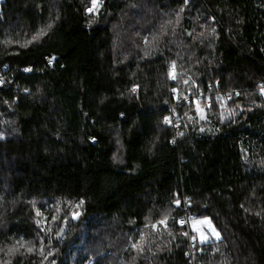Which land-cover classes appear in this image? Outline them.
I'll return each instance as SVG.
<instances>
[{
    "label": "trees",
    "instance_id": "1",
    "mask_svg": "<svg viewBox=\"0 0 264 264\" xmlns=\"http://www.w3.org/2000/svg\"><path fill=\"white\" fill-rule=\"evenodd\" d=\"M100 1L0 0V264H42L22 244L60 202L81 215L61 211L44 264H264V0ZM144 17L158 45L118 53L112 24ZM170 63L204 116L192 96L178 103ZM210 87L233 117L218 118ZM185 213L220 234L192 258Z\"/></svg>",
    "mask_w": 264,
    "mask_h": 264
},
{
    "label": "rangeland",
    "instance_id": "2",
    "mask_svg": "<svg viewBox=\"0 0 264 264\" xmlns=\"http://www.w3.org/2000/svg\"><path fill=\"white\" fill-rule=\"evenodd\" d=\"M143 0H140V2H142ZM100 5H101V1H100ZM92 7V4H91ZM90 7V8H91ZM141 11L144 12L146 14L145 17H151V11H152V16L154 17H188L185 14V11H189V7H186L185 9L183 7H181L180 9H177L174 12H163L160 9H157V7H153V9H149L147 6L145 5H141ZM87 13H90L87 11ZM188 13V12H187ZM140 18V20H138V22H134L131 20H128L127 18L122 19L120 18V20L116 21L115 23L112 24V28H113V32L115 35V45H116V51L118 50V53L120 52V50H122V46L124 45H133L136 46L138 44V42L142 39V42L147 41V45L145 44L144 49H148L150 46H154V45H158V41H153V39L150 38L151 35H153V33L155 32V28L148 29L150 31L147 30V32L145 33L142 29L143 27H147L148 23H145V19L146 18ZM163 21V20H162ZM159 21H157L158 23ZM162 22H159V25H161ZM158 25V26H159ZM164 25V24H163ZM198 26V24H197ZM200 28H202L200 25L198 26ZM150 38V39H149ZM153 42V43H152ZM167 79L170 81H179L181 84V88H178L175 90V94H179V89L183 92V96L179 98V102L181 103L183 102V100L188 103V97H193V100L191 102L192 105H194V107L196 108L198 114H202V116H204L205 113V109L204 107H202L200 105V103H198V99H196L194 93L197 90L198 86L196 83H194L193 78L191 76H188L186 74H183L181 72H178L174 63H170L168 66V73H167ZM217 83L214 84V86H216ZM186 90V91H185ZM185 91V92H184ZM210 91H212V98L214 99L215 102H218L219 106H218V118L221 121H224L225 119H229L231 117H233L232 114V108L229 107V103L228 102H222L220 101V97L224 96L220 93H217L216 91H213V89L210 87L209 88V93ZM208 93V92H207ZM194 95V96H193ZM205 104L209 105V99L207 100V102H205ZM167 119H169V117H167ZM177 201H175L173 203V206L177 207ZM64 208L68 209V213L70 216V219L73 222H76L78 220V218L81 215L80 212V204L79 203H57V204H53V205H49L48 206V213H42L39 211L35 212V217H36V221L35 224L37 225L38 228H40V235L38 238V242L35 244H22V248L23 251L27 254L32 253L33 255H35L37 258L40 259V263L44 264L46 260H48L50 258V255H48V253H51V249H49L50 244L48 243L50 234L54 228V224H57V222L59 221V218L61 217V211L64 210ZM39 213V215H38ZM73 213H79L78 218L73 219ZM184 215V214H183ZM192 218V216H191ZM184 219L187 221V217H179L178 218V223H181V220ZM167 220L168 218H162L152 224H150V227L152 229H156L157 227H161L163 229L166 228L167 226ZM209 221L207 218H199V219H190L189 223H188V230H189V234L191 239L194 241L196 240L197 242L200 243H205L208 241H213V240H218L216 238V235L209 229V226L207 224L204 223H198L200 221ZM163 221V223H162ZM64 223V222H63ZM66 223V222H65ZM180 225V224H179ZM181 226V225H180ZM211 227H213V225L211 224ZM184 235H186L187 239H188V233H187V229L182 226ZM66 229V228H65ZM215 229V228H214ZM215 232L218 233V231ZM219 234V233H218ZM202 237H206L207 239L204 240V242H201V238ZM219 239H220V234H219ZM29 249H31V251H29ZM41 249H43V254L41 253ZM22 251V249L17 248V246H10L7 247L6 250V257L9 255H14L15 253ZM27 251V252H26ZM202 250H200L201 252ZM81 251H78V254H73L72 259L77 258L80 259L81 258ZM84 255V254H82ZM45 256L47 258H45ZM95 259V258H94ZM3 260V259H1ZM5 263V262H2ZM95 261H93V259H87V262L85 264H94Z\"/></svg>",
    "mask_w": 264,
    "mask_h": 264
},
{
    "label": "snow or ice",
    "instance_id": "3",
    "mask_svg": "<svg viewBox=\"0 0 264 264\" xmlns=\"http://www.w3.org/2000/svg\"><path fill=\"white\" fill-rule=\"evenodd\" d=\"M91 3H92V7L87 9V11L90 12V13L95 11V10H98V8L100 6V0H91ZM49 27H51V25H49ZM43 34H44V30L41 31L40 35H43ZM37 38L38 37H34L33 39H37ZM262 90H264V89H262ZM165 122H169L167 120V118H166ZM176 203H177V205H179V201H177ZM38 215H39V213H38ZM78 216H79V213H73V219L78 218ZM162 223H163V221H162ZM198 223L207 224L209 226V229L216 235V238L219 239V234L216 233L215 229L211 227V222L210 221L205 220V221H200ZM205 239H207V238L206 237H202L201 238V242H204ZM136 247L139 248V246H136ZM29 251H31V249H29ZM41 253L43 254V249H41ZM48 255H51V253H48ZM45 258H47V257L45 256Z\"/></svg>",
    "mask_w": 264,
    "mask_h": 264
},
{
    "label": "built area",
    "instance_id": "4",
    "mask_svg": "<svg viewBox=\"0 0 264 264\" xmlns=\"http://www.w3.org/2000/svg\"><path fill=\"white\" fill-rule=\"evenodd\" d=\"M208 99H209V97H207ZM177 128V127H176ZM184 217H187L188 219H187V221L186 220H184V219H182L181 220V223H179L181 226H184L186 229H187V235H188V248H189V250H188V253H187V257H190V258H192L193 257V255H194V246H195V243H194V241L191 239V237H190V234H189V230H188V223H189V220L191 219V217L189 216V215H187V213H185L184 215H183ZM182 216V217H183ZM179 222V221H178ZM185 232V231H184ZM186 233V232H185Z\"/></svg>",
    "mask_w": 264,
    "mask_h": 264
},
{
    "label": "water",
    "instance_id": "5",
    "mask_svg": "<svg viewBox=\"0 0 264 264\" xmlns=\"http://www.w3.org/2000/svg\"><path fill=\"white\" fill-rule=\"evenodd\" d=\"M65 228H66V223L64 222V223L61 225V227H60V229H59V231H58V240H59L60 238H62V236L64 235V230H65Z\"/></svg>",
    "mask_w": 264,
    "mask_h": 264
}]
</instances>
